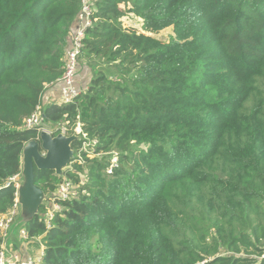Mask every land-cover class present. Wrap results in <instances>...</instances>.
<instances>
[{"label":"trees","instance_id":"16d2710c","mask_svg":"<svg viewBox=\"0 0 264 264\" xmlns=\"http://www.w3.org/2000/svg\"><path fill=\"white\" fill-rule=\"evenodd\" d=\"M92 6L79 62L103 60L115 81L90 65L88 88L43 114L67 136L80 124L105 156L81 153L61 178L34 169L46 195L64 181L80 186L52 219L43 205L24 227L41 239L40 264H264V0ZM80 7L0 0V216L13 206L22 150L38 137L24 122L63 75ZM168 28L167 42L152 37Z\"/></svg>","mask_w":264,"mask_h":264},{"label":"built area","instance_id":"2783aa9c","mask_svg":"<svg viewBox=\"0 0 264 264\" xmlns=\"http://www.w3.org/2000/svg\"><path fill=\"white\" fill-rule=\"evenodd\" d=\"M93 1L94 0H81V7L78 15L76 16V24L73 27L72 32L69 36V42L65 50L64 57V72L61 78L57 81L59 90V102L58 104H67L72 102L80 93V89L77 86V76L79 72V58L82 51V40L85 35V31L92 26L91 15L93 12ZM43 106L38 105L34 112L25 120L23 129H36L38 135L40 132H48L51 135L59 133L66 135V129L64 125H57L55 127H50L45 123V117L43 114ZM73 135L77 136L80 141H82L81 149L78 153L74 152L75 158L81 153H85L86 156L98 155L95 152H88L87 148L94 147L97 144L96 140H90L81 130L80 124H76L73 129ZM67 136V135H66ZM94 151V150H93ZM79 157V156H78ZM74 158V159H75ZM116 167L112 165V167ZM111 168L107 173H111ZM20 175L15 176L11 181L14 183L16 189L15 199L13 206L9 212L5 215L0 216V233L2 238L0 240V264H40L43 260L44 249L41 246L40 251L37 255H25L20 256L19 254L10 253L5 247L4 243L8 236V231L13 225L15 218L19 213V206L17 203V188L19 185ZM77 197L76 192H74V186L68 182L64 181L58 185L54 194L51 195V201L56 208L59 210V206L55 203L59 201H67ZM54 211L53 213H55ZM47 213V212H46ZM44 214L46 220H50L53 217V213ZM19 237L22 242L30 241L27 231L23 228L19 231ZM35 239V238H34ZM37 239V238H36ZM264 258V256L262 257Z\"/></svg>","mask_w":264,"mask_h":264},{"label":"water","instance_id":"95a60500","mask_svg":"<svg viewBox=\"0 0 264 264\" xmlns=\"http://www.w3.org/2000/svg\"><path fill=\"white\" fill-rule=\"evenodd\" d=\"M79 138L75 135H51L40 132L37 139L25 144L21 155V173L17 188L18 216L8 231L16 236L19 230L39 215V209L50 198L34 182V169L52 171L57 177H63L64 170L74 162L72 144Z\"/></svg>","mask_w":264,"mask_h":264},{"label":"rangeland","instance_id":"374dc122","mask_svg":"<svg viewBox=\"0 0 264 264\" xmlns=\"http://www.w3.org/2000/svg\"><path fill=\"white\" fill-rule=\"evenodd\" d=\"M123 26H125V27H134L136 30H141V24H140V20H138V19H135V18H131V17H125L123 20ZM172 35V29L171 28H168V29H165V30H163V31H161V32H159V33H157V34H153V36L152 37H154V38H156V39H158V40H161V41H164V42H167L168 40H169V38H170V36ZM95 61V62H94ZM94 61H92V62H90L89 63V66L90 65H93V64H95L96 65V69H97V71L98 72H101V73H103L104 75H106L109 79H111V80H114L115 81V75H116V70H114V68H112V67H108V66H106V64L103 62V60H101V59H97V60H94ZM82 63H80V64H82L83 66L81 67L82 68V70L81 71H84V72H87V80H86V84H84L81 88V90L82 91H85L87 88H88V86H89V84H90V81H91V79H92V77H93V71L90 69V67L88 66V65H86V61L85 60H82L81 61ZM83 67H85L87 70H84V68ZM84 74V73H83ZM141 148V147H140ZM94 149L92 148V147H89V148H87V151L88 152H95V150L93 151ZM96 153V152H95ZM103 156H105V155H102V154H98V155H90V156H88V159L89 160H93V159H101ZM82 164H84V160H83V158H81V161H80ZM112 165H115V166H117V159H116V153H113V156H112V159H111V161H110V166H109V169L111 168V166ZM114 167V166H113ZM108 169V170H109ZM66 170V169H65ZM64 170V171H65ZM107 170V171H108ZM107 171H106V173H107ZM82 181H84V179H85V177H83V176H81V178H80ZM82 185V184H81ZM80 186H74V192H76L77 191V189L79 188ZM50 198H51V195H48ZM44 207H46V214L49 216L51 213H53L54 211H56V208H55V205L52 203V202H50V201H46L45 203H44ZM50 213V214H49ZM1 238H2V235H1ZM36 240H38V239H36ZM37 241H35L34 239H31L30 240V242H24L25 243V247H27V249L26 250H28L30 247H32V246H35L34 245V243H36ZM36 246H38V244L36 243ZM14 248V247H13ZM8 250V249H7ZM10 253H14V251H15V249L14 250H8ZM221 254H225V252L224 251H221ZM26 255H31V256H34V255H37V253L36 254H26Z\"/></svg>","mask_w":264,"mask_h":264},{"label":"crops","instance_id":"0c3cea01","mask_svg":"<svg viewBox=\"0 0 264 264\" xmlns=\"http://www.w3.org/2000/svg\"><path fill=\"white\" fill-rule=\"evenodd\" d=\"M76 21V20H75ZM74 21V24H76V22ZM75 27V25L73 26ZM80 65V64H79ZM84 68V67H83ZM82 68L79 67V72H78V76H77V86L80 89L84 84H86V80H87V72L81 71ZM84 70H87L86 68H84ZM84 73V74H83ZM82 89V88H81ZM42 106L44 107L47 104L50 103H55L58 104L59 102V90H58V84L55 85H51L48 86L44 92V95L42 97ZM23 229V228H22ZM21 230V229H20ZM19 230V231H20ZM38 240L34 239L35 241H37L36 243L38 244V246H36V243H34L35 246L30 247L28 250L27 247H25V243L21 241L19 234L16 236H12L11 234L9 235V238L4 243L5 247H7L8 250H14L15 254H19L20 256H25L26 254H38L40 251V248L42 245L41 239L40 237L37 238ZM30 242V241H27ZM14 247V248H13Z\"/></svg>","mask_w":264,"mask_h":264}]
</instances>
